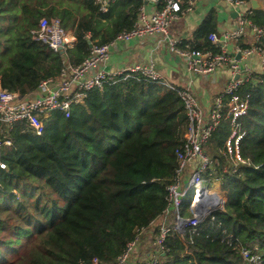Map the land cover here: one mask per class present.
<instances>
[{
	"label": "trees",
	"instance_id": "1",
	"mask_svg": "<svg viewBox=\"0 0 264 264\" xmlns=\"http://www.w3.org/2000/svg\"><path fill=\"white\" fill-rule=\"evenodd\" d=\"M147 0H115L108 13L95 0H0V80L25 95L68 65H81L93 45L131 31ZM162 4L159 5V8ZM42 18L59 19L77 40L65 54L33 38ZM264 30V10L251 16ZM215 13L195 33L192 49L219 52ZM91 36V37H89ZM264 45V41L263 44ZM241 155L233 173L224 154L231 125L224 121L205 152L226 196L223 212L182 240L172 234L162 264H264V73L246 84ZM188 118L177 91L141 75L121 77L88 93L70 117L54 111L43 135L18 124L0 169V264H114L142 229L163 215L176 181V151Z\"/></svg>",
	"mask_w": 264,
	"mask_h": 264
},
{
	"label": "built area",
	"instance_id": "2",
	"mask_svg": "<svg viewBox=\"0 0 264 264\" xmlns=\"http://www.w3.org/2000/svg\"><path fill=\"white\" fill-rule=\"evenodd\" d=\"M114 1L95 0V3L100 7V12L108 13L110 4ZM227 1L238 9V26L209 36V41L219 49L217 53L192 49L189 42L171 35L172 25L194 10L196 0H147L157 7L153 14L147 13L144 6L137 24L131 31L122 32L107 45H93L90 56L81 65H68L59 78L43 81L36 91L25 95L13 93L3 88L0 80L1 170L7 169L4 151L12 147L10 136L18 124L23 123L27 131L41 136L52 112L59 111L70 117L73 107L83 104L90 91L103 89L104 85L121 77L141 75L149 81L164 84L178 92L184 102L188 127L183 146L176 151L179 168L176 181L168 188L169 205L163 215L152 223L157 232L156 247L149 251L143 260L134 256V253L139 251L143 236L149 231L142 229L114 264H162V256L169 251L166 242L172 234L186 240L188 235L197 232L205 221L214 219L215 213L225 210L226 196L221 188L222 180L214 175L218 161L205 152L214 132L224 121L231 125V134L226 141L224 154L230 162L232 172L236 173L239 165L246 163L240 149V142L244 137L241 120L248 113L250 95L245 96L241 92L254 75L258 74L249 63L252 56L260 58L264 73V30L253 24L251 16L254 10L246 7V4L261 0ZM243 10L247 17L243 16ZM251 34L255 40L252 45L239 44ZM33 38L47 44L54 51H59L62 46L66 51L73 45V38L64 30L59 19L42 18ZM144 39L167 43L174 56H182L185 59L188 70L193 74L207 75L230 67L234 76L239 75V79L233 78L227 83L207 115L190 88L173 86L152 63H136L117 71L107 69L112 54L120 45ZM231 43H235L234 52L230 51ZM238 54L241 55L240 59H237ZM242 254L246 260L261 264V257L248 249L243 248ZM91 264L104 263L95 258Z\"/></svg>",
	"mask_w": 264,
	"mask_h": 264
},
{
	"label": "crops",
	"instance_id": "3",
	"mask_svg": "<svg viewBox=\"0 0 264 264\" xmlns=\"http://www.w3.org/2000/svg\"><path fill=\"white\" fill-rule=\"evenodd\" d=\"M198 2L200 7L187 13L172 25L171 35L173 37L182 38L189 43L194 42L195 33L211 13L216 15L219 33L238 26L237 15H234L238 9L228 3L227 0H198ZM257 3L259 5L257 9L264 10V1H257ZM246 5L248 8L257 10L252 3ZM156 8V5L150 2L145 5V10L149 14H153ZM68 33L73 38V45L71 46L73 47L77 40L73 32L68 31ZM254 42V35L251 34L248 38H243L239 44L250 46ZM234 46L235 43L229 45L231 52H234ZM136 63H152L165 77V80L173 86L190 88L207 115L214 107L216 97L223 92L227 83L236 77L230 67L219 69L207 75L193 74L188 70L186 61L182 56H174L167 43H161L155 39L123 43L112 54L107 69L117 71ZM249 63L255 73L263 74L258 56H252Z\"/></svg>",
	"mask_w": 264,
	"mask_h": 264
},
{
	"label": "rangeland",
	"instance_id": "4",
	"mask_svg": "<svg viewBox=\"0 0 264 264\" xmlns=\"http://www.w3.org/2000/svg\"><path fill=\"white\" fill-rule=\"evenodd\" d=\"M200 7V4L198 0L196 1V4L194 6V9ZM242 14L244 17H247L246 12L243 10ZM219 179V178H218ZM222 186V184H221ZM155 225L153 228H151L147 234H145L142 238V242L140 244L139 251H136L134 253V256H136L139 260H143L146 258V255L148 254L149 251L155 249L156 247V237H157V232L154 230Z\"/></svg>",
	"mask_w": 264,
	"mask_h": 264
},
{
	"label": "water",
	"instance_id": "5",
	"mask_svg": "<svg viewBox=\"0 0 264 264\" xmlns=\"http://www.w3.org/2000/svg\"><path fill=\"white\" fill-rule=\"evenodd\" d=\"M252 5H253V7H254L255 9H257L258 6H259L258 3H257V1H253V2H252ZM237 14H238V13L236 12L234 15L236 16ZM59 52H60L62 55L65 54L64 46H62V47L60 48ZM240 57H241V55L238 54V55H237V59H240ZM234 79H235V80H238V79H239V75H236V77H235Z\"/></svg>",
	"mask_w": 264,
	"mask_h": 264
}]
</instances>
